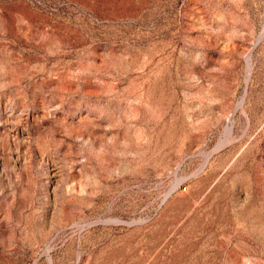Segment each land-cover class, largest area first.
Masks as SVG:
<instances>
[{"label": "rangeland", "instance_id": "374dc122", "mask_svg": "<svg viewBox=\"0 0 264 264\" xmlns=\"http://www.w3.org/2000/svg\"><path fill=\"white\" fill-rule=\"evenodd\" d=\"M0 264H264V0H0Z\"/></svg>", "mask_w": 264, "mask_h": 264}, {"label": "bare ground", "instance_id": "6f19581e", "mask_svg": "<svg viewBox=\"0 0 264 264\" xmlns=\"http://www.w3.org/2000/svg\"><path fill=\"white\" fill-rule=\"evenodd\" d=\"M241 105V104H240Z\"/></svg>", "mask_w": 264, "mask_h": 264}]
</instances>
